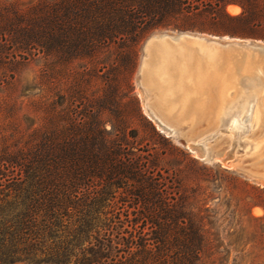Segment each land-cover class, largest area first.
Instances as JSON below:
<instances>
[{
  "label": "rangeland",
  "instance_id": "1",
  "mask_svg": "<svg viewBox=\"0 0 264 264\" xmlns=\"http://www.w3.org/2000/svg\"><path fill=\"white\" fill-rule=\"evenodd\" d=\"M56 1L0 0L1 25L28 26L31 21L34 29H41L43 43L51 42L36 55L27 51L28 59L19 65L0 66L6 82L11 70L16 73L11 95L19 113L33 116L28 104L37 94L54 95L58 101V95L66 94L77 119L99 122L111 138L124 140L134 147V154L147 157L148 166L162 173L166 190L175 199L176 217L185 221L184 232L202 235V264H264V120L260 123L257 105L264 102V75L258 78L254 72L252 79L242 73L224 100L218 94L214 112L215 89L206 88L196 121L191 115L194 105L176 106L172 112L164 106V85L157 75L165 43H174L182 33L202 37L211 52L233 53L234 60L248 54L253 60L264 59V51L256 47L264 46V0H257L260 14L254 19L244 17V0H219L220 9L205 6L212 1L203 0L197 13L153 15L141 29L132 15L101 42L92 40L88 31L68 27L69 15L55 18L43 11L44 4ZM231 5L237 12L228 10ZM56 19L62 21L59 29L52 24ZM21 30L14 37L24 34ZM38 80L41 86H36ZM253 82L263 91L255 90ZM191 140L197 141L200 151L188 148ZM186 246L180 250L199 247Z\"/></svg>",
  "mask_w": 264,
  "mask_h": 264
},
{
  "label": "trees",
  "instance_id": "2",
  "mask_svg": "<svg viewBox=\"0 0 264 264\" xmlns=\"http://www.w3.org/2000/svg\"><path fill=\"white\" fill-rule=\"evenodd\" d=\"M202 1L59 0L42 10L55 18L69 15L68 27L101 42L132 15L141 29L153 15L197 13ZM208 1L205 6L220 9L219 0ZM242 8L244 17L260 14L257 0H244ZM60 23L52 21L58 29ZM5 24L0 66L19 65L27 51L50 48L31 21L33 28ZM21 29L24 34L14 37ZM10 72L9 82L0 76V85H7L0 91V264H202V235L184 232L175 199L147 157L111 138L99 122L77 119L66 94L60 101L37 94L28 104L33 116L20 114L11 95L16 73ZM186 243L199 247L180 250Z\"/></svg>",
  "mask_w": 264,
  "mask_h": 264
},
{
  "label": "bare ground",
  "instance_id": "3",
  "mask_svg": "<svg viewBox=\"0 0 264 264\" xmlns=\"http://www.w3.org/2000/svg\"><path fill=\"white\" fill-rule=\"evenodd\" d=\"M228 10L232 13L237 12L238 9L231 5L228 7ZM184 36L189 37V39L183 38ZM156 37L161 38L165 36ZM202 39V37L182 33V35H178L174 43H171V41L166 42L164 50L165 53L163 54L165 55V57H163L164 62L162 63V67L160 66V68H157L160 71L159 74H157L158 77L160 76V79L156 77V75L154 76V78L161 80V84L163 81L162 85L164 86L161 93H163L162 99L164 106L172 112L176 106H180V108L187 106L190 108V106L193 107L194 105V111L191 115L192 120L195 121L198 118V115L202 114V108L205 105L203 94L206 88L208 90H213V88L215 89V100L211 103L212 110L214 112V107H216L217 111L215 103L217 102L218 94H220V98L224 100L229 92V87L238 82L239 76L242 73H248L250 77V75L254 72H257L258 78L259 74L260 77L261 74L264 75V59H258V61L253 60L249 57L251 54H248V56L245 55L242 58L239 57L234 60V54L229 51L220 50L218 52H211L203 43ZM256 47H260V49L264 51V46L257 43ZM248 78L247 82L249 81ZM259 82L260 84L263 83H261V81ZM255 83H258L257 80ZM250 84H252L251 81ZM254 85L256 86V84ZM254 89L256 90L259 88L256 86ZM263 103L264 102L261 100L257 104L260 112V123L264 120ZM221 106L220 108L222 109ZM225 113L226 110L224 108L223 114ZM234 122V126L237 127L238 123H236L237 121L235 119ZM194 124L195 123H193V125ZM195 143H197V141L190 142L188 148L196 152L200 151L199 147L197 148Z\"/></svg>",
  "mask_w": 264,
  "mask_h": 264
},
{
  "label": "water",
  "instance_id": "4",
  "mask_svg": "<svg viewBox=\"0 0 264 264\" xmlns=\"http://www.w3.org/2000/svg\"><path fill=\"white\" fill-rule=\"evenodd\" d=\"M192 147V146H191ZM194 147V146H193ZM193 151V150H192ZM200 157H203V155L201 154Z\"/></svg>",
  "mask_w": 264,
  "mask_h": 264
}]
</instances>
